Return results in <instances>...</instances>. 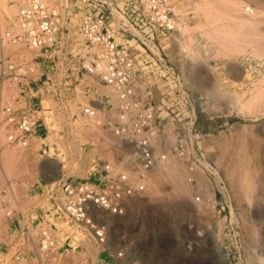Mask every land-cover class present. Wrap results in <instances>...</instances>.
<instances>
[{
  "label": "rangeland",
  "instance_id": "374dc122",
  "mask_svg": "<svg viewBox=\"0 0 264 264\" xmlns=\"http://www.w3.org/2000/svg\"><path fill=\"white\" fill-rule=\"evenodd\" d=\"M171 1L180 8L186 31L170 35L147 25L136 30L146 41L133 44L137 78L148 74L145 57L153 62L159 52L176 67L185 92L181 89L171 100L157 91L162 87L158 63L150 93L163 128L177 125L167 142L197 116L193 137L217 173L196 177L212 202L197 206L191 186L189 192L176 193L158 166L147 190L130 199L126 212L108 216L109 238L113 245H125L124 264H264V0ZM248 4L253 14L244 11ZM14 12L9 0H0L1 29ZM82 85L88 86V98L109 96L112 103L109 89L94 78ZM185 94L192 98L188 107ZM201 95L196 105L193 96ZM45 104L53 109L55 123L41 126L28 146L8 145L0 135V198L12 189L24 214H38L32 207L44 204L50 179L82 178L93 162L112 159L118 148L109 131L68 120L58 99L47 97ZM221 180L226 195L215 194ZM10 228L0 215V249L13 243ZM75 239L79 247L86 243L81 236Z\"/></svg>",
  "mask_w": 264,
  "mask_h": 264
},
{
  "label": "built area",
  "instance_id": "2783aa9c",
  "mask_svg": "<svg viewBox=\"0 0 264 264\" xmlns=\"http://www.w3.org/2000/svg\"><path fill=\"white\" fill-rule=\"evenodd\" d=\"M15 12L0 28V135L6 144L26 147L41 126L54 122L47 97L60 101L68 120L109 131L117 138L112 159L93 162L86 176H61L46 183L38 214H24L12 189L0 198V215L11 228L13 243H3L0 264H124L126 247L113 245L108 216L126 212L130 199L147 190L150 173L174 156L192 184L193 202L211 205L197 173L215 177L194 139L195 118L167 142L159 106L151 95L158 66L166 97L184 88L173 64L159 52L145 57L147 76L137 78L138 54L133 44L146 41L136 32L143 25L170 35L186 21L171 0H9ZM244 11L254 13L251 4ZM152 54V52H150ZM92 77L113 95L88 98L85 78ZM183 89V93H184ZM111 95V96H112ZM184 102L191 104V95ZM196 105L201 95L193 96ZM184 115H180L183 119ZM187 123V122H186ZM187 125V124H186ZM206 176V175H205ZM216 191L227 194L223 181ZM85 244L79 247L75 237ZM79 247L78 252L76 248Z\"/></svg>",
  "mask_w": 264,
  "mask_h": 264
},
{
  "label": "bare ground",
  "instance_id": "6f19581e",
  "mask_svg": "<svg viewBox=\"0 0 264 264\" xmlns=\"http://www.w3.org/2000/svg\"><path fill=\"white\" fill-rule=\"evenodd\" d=\"M4 3H5V1H4ZM3 4V3H2ZM8 6V5H7ZM8 8V7H7ZM174 9V11H175V13L176 14H179V15H182L181 14V11H180V8H178V7H174L173 8ZM182 17V16H181ZM188 29V28H187ZM186 31V26H184V28L182 29V34L184 33ZM186 46V45H185ZM194 52V51H193ZM200 56V55H199ZM203 59V58H202ZM90 80V79H89ZM101 83V82H100ZM102 84V83H101ZM103 85V84H102ZM104 86V85H103ZM106 87V86H105ZM107 89H108V87H106ZM110 91V90H109ZM100 92V91H99ZM93 93V92H92ZM92 95V94H91ZM113 99V98H112ZM49 106V105H48ZM54 117V116H53ZM54 123H55V121H54ZM56 125V124H55ZM54 125V127H57V126H55ZM52 126V125H51ZM54 127H52V128H54ZM50 131H51V129H50ZM55 131V130H54ZM55 134H56V132H55ZM171 137H173V136H171ZM44 140V139H43ZM54 141V140H53ZM51 142V141H50ZM169 142V141H168ZM57 143V142H56ZM58 144V143H57ZM52 145V144H51ZM59 145V144H58ZM48 146H49V144H48ZM51 151V150H50ZM180 160H178L177 158H175L174 156H170L169 157V159L167 160V161H165V162H163V163H161L160 165H159V169H160V171L164 174H168V176L172 179V181H173V189H174V191L176 192V193H179V192H189V189H188V187H190L191 186V192H192V184L189 182V181H187L186 182V180L188 179V176H187V179H185L186 178V176L184 175V171H183V168L181 167V165H180ZM181 164H182V162H181ZM182 166H183V164H182ZM185 167V166H184ZM184 170H185V168H184ZM183 171V172H182ZM47 180H49V179H47ZM54 181V179H50V182H53ZM188 182H189V184H188ZM198 182V181H197ZM198 185H200L199 183H198ZM201 186V185H200ZM190 194V193H189ZM192 195H193V192H192Z\"/></svg>",
  "mask_w": 264,
  "mask_h": 264
},
{
  "label": "crops",
  "instance_id": "0c3cea01",
  "mask_svg": "<svg viewBox=\"0 0 264 264\" xmlns=\"http://www.w3.org/2000/svg\"><path fill=\"white\" fill-rule=\"evenodd\" d=\"M156 87H158V86H156ZM165 89H166V88H162V87L159 88V87H158L157 91H161L162 93H164V95H165V97H166Z\"/></svg>",
  "mask_w": 264,
  "mask_h": 264
}]
</instances>
